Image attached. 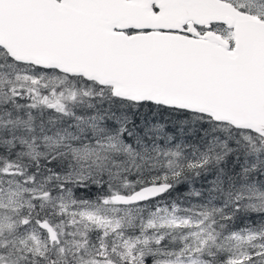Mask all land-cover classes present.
Instances as JSON below:
<instances>
[{
	"label": "snow or ice",
	"instance_id": "snow-or-ice-1",
	"mask_svg": "<svg viewBox=\"0 0 264 264\" xmlns=\"http://www.w3.org/2000/svg\"><path fill=\"white\" fill-rule=\"evenodd\" d=\"M0 264H264V0H0Z\"/></svg>",
	"mask_w": 264,
	"mask_h": 264
}]
</instances>
